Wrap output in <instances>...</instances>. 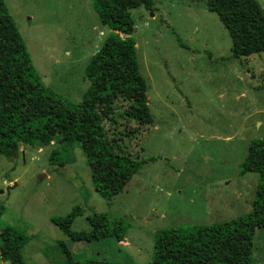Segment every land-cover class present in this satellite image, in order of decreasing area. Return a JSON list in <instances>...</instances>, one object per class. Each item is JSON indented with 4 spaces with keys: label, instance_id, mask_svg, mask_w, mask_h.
<instances>
[{
    "label": "rangeland",
    "instance_id": "obj_1",
    "mask_svg": "<svg viewBox=\"0 0 264 264\" xmlns=\"http://www.w3.org/2000/svg\"><path fill=\"white\" fill-rule=\"evenodd\" d=\"M3 1L42 82L72 114L89 85L85 68L110 34L94 0ZM205 1L152 0V10L130 11L153 123L128 121L124 103L116 123H104L119 151L141 162L122 192L104 199L95 191L77 146H27L13 159L0 156V229L27 236L21 264H63L60 242L81 262L149 264L159 231L251 212L258 175L241 166L250 141L264 138V53L235 57ZM256 1L264 14V0ZM75 207L81 214L72 230L95 224L101 240L74 242L54 225ZM115 222L126 227L120 242ZM253 260L264 264V230L255 232Z\"/></svg>",
    "mask_w": 264,
    "mask_h": 264
},
{
    "label": "trees",
    "instance_id": "obj_2",
    "mask_svg": "<svg viewBox=\"0 0 264 264\" xmlns=\"http://www.w3.org/2000/svg\"><path fill=\"white\" fill-rule=\"evenodd\" d=\"M205 6L227 29L235 57L264 53V14L256 0H206ZM139 7L152 10V0H94L99 22L110 34L85 68L89 85L81 103L67 114L42 82L4 1L0 0V156L13 159L21 147L27 146H77L84 154L95 191L104 199L122 192L141 162L119 151L104 123H116V107L122 103L126 108L121 115L128 121L140 128L153 123L146 80L140 73L132 39L135 22L130 11ZM60 152L58 149L53 155ZM241 172L258 175L251 212L217 225L159 231L149 264H253V238L256 230H264V138L250 141ZM3 210L0 204V215ZM80 214L81 209L75 207L53 223L74 242L101 240L104 236L95 224H89L86 231L72 230L73 220ZM125 228L120 222L114 223L118 242L123 240ZM26 238L11 227L0 229V251L10 264H21V247ZM60 243V252L65 255L63 264H133L81 262Z\"/></svg>",
    "mask_w": 264,
    "mask_h": 264
},
{
    "label": "crops",
    "instance_id": "obj_3",
    "mask_svg": "<svg viewBox=\"0 0 264 264\" xmlns=\"http://www.w3.org/2000/svg\"><path fill=\"white\" fill-rule=\"evenodd\" d=\"M0 260H1V261H4V262L6 261L5 258L3 257V255L1 254V251H0ZM9 263H10V262H9Z\"/></svg>",
    "mask_w": 264,
    "mask_h": 264
}]
</instances>
